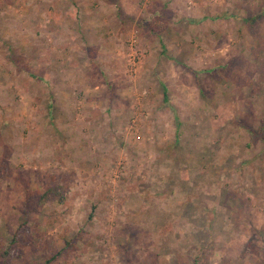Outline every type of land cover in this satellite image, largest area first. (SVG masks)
<instances>
[{
  "label": "rangeland",
  "instance_id": "374dc122",
  "mask_svg": "<svg viewBox=\"0 0 264 264\" xmlns=\"http://www.w3.org/2000/svg\"><path fill=\"white\" fill-rule=\"evenodd\" d=\"M149 1L116 32L98 9L82 43L23 32L24 72L0 88V264H264V164L236 149L264 96L229 78L236 62L264 89V0Z\"/></svg>",
  "mask_w": 264,
  "mask_h": 264
},
{
  "label": "crops",
  "instance_id": "0c3cea01",
  "mask_svg": "<svg viewBox=\"0 0 264 264\" xmlns=\"http://www.w3.org/2000/svg\"><path fill=\"white\" fill-rule=\"evenodd\" d=\"M137 1L138 0H24V3L20 4L19 0H0V88H9L16 81L15 79H11V76L8 77L10 72L14 71L16 77L19 76L21 72H24L20 69V64H24L27 61L28 54L25 48L27 44L24 42V37L22 35L23 32H28L30 28L28 26L29 23L37 25V28L33 29V32L38 28L48 27L49 33H51L52 28L57 33L55 30V27H57L58 30H60V32L56 34L58 35L57 44L60 46L64 45L61 33L64 35H73L75 39L78 38V41L82 43V38L84 36L83 29L84 27H87L88 24L94 23V31H96L100 29V24L106 22L107 20L108 24L112 23L113 25V29L110 31H120L121 28L124 27V21H122V19L129 16L126 13V8L136 9L139 7V4L136 3L140 0L138 2ZM150 1H154V3H156V0ZM154 3L152 4L154 5ZM39 5H42L43 11L39 13V16L36 17L34 22H31V20H28V17H35ZM89 5L94 6V18L90 14L93 10H90L91 7H89ZM86 7L87 9L89 7V14H84L86 12ZM98 9H105L107 16L106 20L105 18H98ZM251 18L253 19V17ZM244 19L248 20V18ZM138 23L139 22H137V24ZM20 31H22V34ZM106 31L107 30L105 29L104 32ZM47 38L51 39V37ZM52 44V42H48V44L44 45L48 48L46 55H49V49L52 47ZM5 47H9V49H4ZM81 53H83V51H81ZM46 64L49 65V62L47 61ZM234 65V76L229 77L232 81L230 84L234 85L236 91L240 90L239 93H242V90L244 89L245 95H247L251 101H259L258 97H260V95L264 96V89L262 91L259 89V87H261V85H259L260 80L256 79L255 82V79L252 77L253 75L249 76L250 79H247L246 81L242 80L241 77L245 76L246 72H239L238 74L237 69H239V65L236 62ZM213 67H210L209 70L214 69ZM215 68L220 69L221 66H216ZM242 73L243 76H241ZM222 91L223 93L226 92L224 89H222ZM163 99L164 97L162 96L161 101H163ZM6 103H9V101H0V104ZM261 117V136L259 135L258 130H254V132L252 128L247 126L244 134H249V137L247 136L246 141L236 145V149L238 147V151L245 153V155L241 156L238 163L241 168L242 166H247L253 169V166H258L257 164L260 162L264 164V151L260 150L261 148L255 147L258 144H256V140L259 141L260 139H264V115H261ZM250 145L253 146L250 147ZM256 175L258 174L256 173Z\"/></svg>",
  "mask_w": 264,
  "mask_h": 264
},
{
  "label": "trees",
  "instance_id": "16d2710c",
  "mask_svg": "<svg viewBox=\"0 0 264 264\" xmlns=\"http://www.w3.org/2000/svg\"><path fill=\"white\" fill-rule=\"evenodd\" d=\"M148 25H149V28H150L151 32H153V33L158 32V30L163 27L162 24L158 23V19L155 18V17L154 18H151L149 20ZM58 192H59V186H57V185L47 187V188L44 189V191L42 193L39 194L38 200L39 201H44V200H46V199H48V198H50V197H52L54 195H57ZM15 240H16V234H13L12 237H11V239L9 240V243H8L7 247L5 249H0V256L1 257H5V256H7L9 254V251L11 249V246L15 242ZM66 244H67V242L65 241L64 242V245H66ZM63 249L64 248H62L60 250H63ZM59 252H57L52 257H56V255H58ZM52 257H51V259H52ZM43 264H48V260L47 259L44 260L43 261ZM192 264H197V254H195L193 256Z\"/></svg>",
  "mask_w": 264,
  "mask_h": 264
}]
</instances>
